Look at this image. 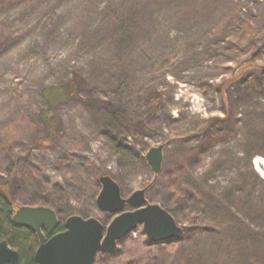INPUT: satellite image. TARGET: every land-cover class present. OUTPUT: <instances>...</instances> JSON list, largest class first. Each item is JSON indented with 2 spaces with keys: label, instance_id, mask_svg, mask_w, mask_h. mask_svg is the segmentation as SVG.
I'll use <instances>...</instances> for the list:
<instances>
[{
  "label": "rangeland",
  "instance_id": "rangeland-1",
  "mask_svg": "<svg viewBox=\"0 0 264 264\" xmlns=\"http://www.w3.org/2000/svg\"><path fill=\"white\" fill-rule=\"evenodd\" d=\"M75 82L78 98L60 105V140L29 150L43 89ZM160 145L156 175L146 155ZM257 158L264 0H0V175L15 210L52 189L59 224L78 215L108 226L116 215L98 207L95 177L109 175L124 198L146 189L183 228L153 243L141 224L94 264L260 261Z\"/></svg>",
  "mask_w": 264,
  "mask_h": 264
},
{
  "label": "water",
  "instance_id": "water-1",
  "mask_svg": "<svg viewBox=\"0 0 264 264\" xmlns=\"http://www.w3.org/2000/svg\"><path fill=\"white\" fill-rule=\"evenodd\" d=\"M164 148L165 145L150 148L146 155L156 175L162 169ZM99 183L102 188L97 198L98 207L116 215L108 226L93 217L85 219L73 215L65 221L64 231L47 238L43 228L53 232L59 223L53 208L20 206L16 210L12 221L30 228L39 238L40 245L35 252L39 264H94L98 254L115 252L120 240L141 224L148 240L153 243L177 240L182 236L183 228L167 210L148 203L146 189L124 198L120 186L111 176H100ZM127 207L131 210L126 211ZM0 264H19V252L6 240L0 242Z\"/></svg>",
  "mask_w": 264,
  "mask_h": 264
},
{
  "label": "trees",
  "instance_id": "trees-1",
  "mask_svg": "<svg viewBox=\"0 0 264 264\" xmlns=\"http://www.w3.org/2000/svg\"><path fill=\"white\" fill-rule=\"evenodd\" d=\"M258 4L257 2L256 5ZM259 17H263L262 10H260ZM253 18H256V21L258 20L257 16ZM76 83V86L74 84L62 87L50 86L43 89L42 96L47 103V107L38 114V125L29 139L32 144L29 150L55 147L56 143L60 140V133L63 126L60 105L78 98V89H76L78 84ZM132 134L140 141L138 134L135 132ZM33 169L35 170L34 172L38 170L36 166ZM95 180L98 182L99 176H96ZM58 197L57 192L54 190H46L34 203L38 206L42 205L56 208L57 212L61 213V202H59L60 199ZM15 209L16 203L12 196L11 179L0 175V242L6 240L11 248L19 252V264H39L35 259V252L40 245L39 238L30 228L16 225L12 221V217L16 211ZM64 230L65 226L58 224L56 232L59 233ZM228 241L229 239L225 240L227 247H231L232 249L241 248L240 243L232 239H230V243ZM262 249L264 250V245ZM263 260L264 255L260 261L248 262L246 260L243 264H260Z\"/></svg>",
  "mask_w": 264,
  "mask_h": 264
},
{
  "label": "bare ground",
  "instance_id": "bare-ground-1",
  "mask_svg": "<svg viewBox=\"0 0 264 264\" xmlns=\"http://www.w3.org/2000/svg\"><path fill=\"white\" fill-rule=\"evenodd\" d=\"M254 165H255L256 170L259 172L261 177L264 179V160L257 158L254 161Z\"/></svg>",
  "mask_w": 264,
  "mask_h": 264
},
{
  "label": "flooded vegetation",
  "instance_id": "flooded-vegetation-1",
  "mask_svg": "<svg viewBox=\"0 0 264 264\" xmlns=\"http://www.w3.org/2000/svg\"><path fill=\"white\" fill-rule=\"evenodd\" d=\"M58 214V213H57ZM58 219H59V217H58ZM59 224V223H58ZM58 226V225H57ZM57 228V227H56ZM56 228H55V230L53 231V232H49L45 227L43 228V233L45 234V236L47 237V238H50V237H52L53 235H55L56 233H58V232H56ZM60 233V232H59ZM49 235H51L50 237H49Z\"/></svg>",
  "mask_w": 264,
  "mask_h": 264
}]
</instances>
